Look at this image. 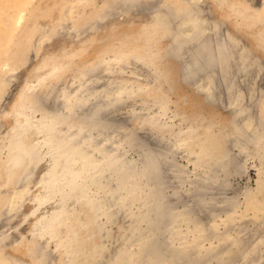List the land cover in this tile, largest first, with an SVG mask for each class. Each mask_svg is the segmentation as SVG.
<instances>
[{
    "label": "bare ground",
    "instance_id": "bare-ground-1",
    "mask_svg": "<svg viewBox=\"0 0 264 264\" xmlns=\"http://www.w3.org/2000/svg\"><path fill=\"white\" fill-rule=\"evenodd\" d=\"M122 1L124 0H120ZM128 1L130 2L127 7H136L137 10L140 0ZM209 1L219 9L225 10V16L232 17L236 27L241 24H256L260 18L264 19V1L256 9L251 5L253 0H163L157 5L158 9L155 8L157 13L151 18V25L162 33L166 32V37H170L167 38L168 49L165 45L147 44L152 33H146L138 41L134 54L121 51L125 43H116L109 52H102L96 59L77 69V74L70 73L62 78H54L51 83H45L43 89L29 85L31 89L36 88L29 99L0 113L1 164L12 154L13 140L17 135L21 136L23 133L32 138L19 152L24 153L25 159L22 158V161L29 159L28 165L34 167L17 173V182L12 183L20 186L14 187L16 189L8 194L5 203L9 210L14 208L17 212L22 210L25 200L30 198L34 203V207L26 214L22 212L19 218L22 222L31 220L27 231L25 230L24 235L21 234L22 237L20 236L18 241L33 249L32 254L26 252L27 246L25 249L26 255L31 258L30 264H41L45 255H54L48 253L41 244L40 240L45 237L51 242L53 250L59 254L58 264H213L208 249L203 247L204 242L200 243L207 240L209 234L219 238L218 243H213L217 245L216 248L213 247L215 252L211 250L216 254L214 258L220 259L222 250L225 249L222 248L224 245L221 246L225 235L220 238L219 229L216 230L207 220L212 217L214 219V213L219 212L218 210L225 213L224 210L232 204L235 207L239 196L236 190L240 189L236 188V192L231 189L227 196L226 191H221V186L233 187L231 177L240 173V168L247 162L246 159L254 153L260 158L261 168L264 169V88H256L254 78L252 79L257 75L261 77L264 65L254 55L253 49L242 50L245 46L239 47L242 42L238 41L236 34L225 30V33H222V18H215L216 10L211 7ZM229 6H232V9ZM165 54L176 58L178 67L187 80L184 82L194 79L198 82V79L202 78L200 84L205 83L202 86L199 84V90H203L208 103H220L230 107L231 122L227 123L226 128L219 130L220 122L215 120L211 124L202 117L198 124L183 123L186 121L183 120V126L171 127V124L164 122L163 117L170 109L166 94L172 90L159 68ZM184 56L188 61L182 60ZM133 61L149 67V80L128 79L123 69L127 63H134ZM11 70V76L9 73L8 75L10 80H13L17 71L15 72L14 67ZM205 77L207 80L203 79ZM5 78L7 77H4V80ZM43 79L45 80L42 81ZM43 79L37 80L36 83L41 85L47 81L46 78ZM25 91L28 90L22 91L19 98L25 95ZM236 91L240 93L232 100L231 94ZM162 95L166 98L161 97ZM248 98L250 104L246 102ZM123 108L128 113H125L127 117L123 114L124 110L123 113L120 111ZM18 114L21 115L20 121L16 118L13 125L5 127L3 118ZM4 128L5 133L1 136ZM182 146L196 166V180L199 181L196 186L193 185L195 188L186 190L183 187V179V183L180 181L181 177L180 180L177 179L179 181L173 179L178 173L176 164L174 168L177 171L174 169V174L170 166H167L173 153L179 151H176V148L180 149ZM233 150L236 152L233 153ZM129 151H137L138 160L128 158L126 155ZM20 154L17 156L19 159ZM40 155L47 156L49 162L46 169L39 173L36 160ZM10 162L0 166V189L4 185L6 173L11 171L9 168L14 167L17 160L14 159L11 165ZM258 185L261 183L258 182L256 188ZM250 192L249 189H244V198L251 195ZM263 200L258 204V199L254 200L256 203L252 206L257 205L256 211L263 208ZM48 204L51 206L46 209ZM237 206L236 204L234 209ZM252 206L248 207L252 210ZM198 207L206 209L202 217L196 215ZM234 209L232 210L236 212ZM120 212L128 226L118 221ZM235 214L240 215L237 212ZM226 215L230 216L227 213ZM236 220L233 219L237 224L239 220ZM219 224L218 222L217 225ZM111 225L116 227L112 228ZM244 225L240 227L246 230L248 226ZM253 226L258 230L264 225L260 222L252 224L249 231ZM238 231L240 233V229ZM3 232L0 237V253L3 252L9 257L5 249L11 235L10 231ZM242 233L239 235L242 236ZM130 235L134 236L135 240L128 239ZM182 235L192 242L191 245H188L189 242L185 244L187 249L193 245L192 249L195 247L200 250H197L198 257L201 255L199 260H192V257L187 256L184 241L183 244L179 243L177 251H173V254L179 252L176 256H171L172 252L169 256L168 253L164 254V245L168 244V239ZM231 237L232 235L230 239ZM231 242V245H238L235 241ZM260 242L253 243V247H259ZM109 243L113 244V249L109 247ZM250 247H242L243 256L237 264H242L252 257L248 258L250 250H253ZM262 247L264 250V246ZM227 251L226 249L225 253ZM109 254L116 258L113 260ZM5 260L7 258L0 264H6ZM259 261L262 263L264 260ZM10 264H22V261L10 257Z\"/></svg>",
    "mask_w": 264,
    "mask_h": 264
},
{
    "label": "rangeland",
    "instance_id": "rangeland-1",
    "mask_svg": "<svg viewBox=\"0 0 264 264\" xmlns=\"http://www.w3.org/2000/svg\"><path fill=\"white\" fill-rule=\"evenodd\" d=\"M127 1L124 0L120 2V0H0V87H2L0 88V91H1L0 92V95H1L0 113L11 109L17 106L18 104H22L24 100L29 99L32 96V93H34L33 90H35L36 88L43 89L47 83L52 82V79L62 78L70 73L77 74L78 73L76 72L77 69L79 68L81 69L83 65L96 59V57H98V55H101L102 52H109L111 49H113L112 45L116 43L118 44H122V42L125 43V46L122 49L120 48L121 51H125V52L127 51L129 53H133L134 50L136 51L135 47H137L138 41L142 39V37H144L146 33L148 35L152 33L149 36L150 40H148L147 44H150L152 46H154L155 44L156 46L165 45V48L168 49L169 42L167 38H170V37H166L167 35L166 32L162 33L161 30H159L158 28H154V25H151V22H152L151 18L155 16V14L157 13L156 9H158L159 4H161L163 0L161 1L159 0H140L138 3L139 5L137 7V10H136V7L134 8L131 7V9L130 7H127L129 6L128 3L130 2V1L128 2ZM170 1H178V0H170ZM184 1L187 2V0H184ZM256 1L257 0H253L251 5L257 9L258 7L262 5L261 3L264 0H260V1L258 0L257 2ZM123 2L125 4H123ZM209 3H211V7H213L216 10L215 18L217 19L222 18L221 19L223 22L222 23V26H223L222 33H225L226 31L229 33L233 32L232 34L234 35L236 34L235 37L238 38L239 42L240 41L242 42V43L240 42L241 44L239 47L243 48L245 46V48H243L242 50H246V48L247 49L249 48L251 51L254 50L253 51L254 55L257 58H259L260 62H262V65H264V19L260 18L256 24H247V25L241 24L240 26L236 27L234 26L235 20L232 17L225 16L226 14L224 12L225 10L223 11L219 9L217 5L214 6L213 2L209 1ZM258 3H260V5ZM256 4L259 6H256ZM229 7L231 8L232 6H229ZM153 10L155 11L152 12ZM119 12L121 13L119 14ZM259 14L261 15L262 11ZM262 15L264 16V13ZM222 16H224L225 18ZM174 32L175 31H173V33ZM131 46H134V48ZM257 50H258V53H257ZM165 55L166 56H164V58L162 57V63L159 65V68H160V71H162L163 76L165 77V80L169 82V85H171L172 90L166 94V97L168 96V105L170 109L168 113L163 117L164 122L166 121L167 123L171 124L170 125L171 127L183 126L181 124L183 120H186V121H183V123L188 122V123L194 124L197 122L196 124H198L202 117L203 119L207 120L211 124H213L215 120L217 122H220V124L218 125L220 127L219 130L226 128L228 124L231 122V119H229L230 107L225 104L222 105L220 103L218 104L208 103L203 90H199L200 85L202 86L205 83V82L204 83L202 82V84H200V81H202V78L198 79V82L195 79L193 81L191 80L189 81V82L194 83L195 85H192V83H189V82H184L187 80H185V78L183 77L180 71V68L178 67L179 64L176 58H174V56H171V55H167V54ZM185 59L188 61L187 57L182 58L183 61H185ZM134 63H127L123 69L125 72V75L128 76V79L131 78L130 80L132 81V79L144 80L148 78L149 80L150 79L149 73H151L149 67L144 63L143 64L142 63L140 64V62H138V64L136 62ZM12 67H14L16 69L15 72L16 71L17 72H16V78L13 80H10L9 77L11 76V72L14 70V69L11 70ZM142 69L143 71H141ZM235 72L233 71V74ZM261 72L263 74L262 75L260 73L261 77H257L259 75L252 77V79L254 78V81H255L254 83L256 85V88L258 89L264 88V69ZM8 73L10 76L8 75ZM63 73L64 74L66 73V74L64 75ZM234 75H236V73ZM4 77H7V78H5L4 80ZM237 77L239 78V76ZM43 78H46L47 81L42 83L41 85L40 83H36L37 80H42ZM203 79L207 80L206 77ZM44 80L45 79H43L42 81ZM9 82L11 83L10 85L6 84ZM29 85L30 86L36 85L37 87L35 89H31L29 88ZM24 90H28V91L27 92L25 91L26 92L25 95L19 98L20 93ZM238 91L233 92L231 94L232 100H234L239 95L240 92L238 93ZM232 96H234V98ZM161 97H163V95ZM166 97L164 96L163 98H166ZM263 101H264V98L262 99V102ZM246 102L250 104V98H248ZM225 106H227L226 107L227 109L225 108ZM124 108L126 109V107ZM124 108L120 109L121 113H123V110H124L123 114L127 113ZM17 116H19V118ZM17 116L7 115L5 118H3L2 121H4L5 127H9L10 125H13L17 119H19L20 121L21 115L18 114ZM125 116L127 117L126 114ZM259 126L260 124L257 127ZM5 130H6L5 128L2 129L3 134L1 132V136L4 135ZM17 133L18 131H16V134ZM22 134L23 133H21V136H19L20 134L17 135L13 140L14 143L12 145V149H13L12 154L5 161V163H9L10 161L12 162L14 159L17 160V162L14 167L11 166L9 168L11 169V171L6 173L7 175L4 178V181H5L4 185L0 189V237L2 236L3 231H4L3 233L10 231V235H11V238L7 242L8 246L5 249L9 257H7L3 252L0 253V263L4 258H7V260L4 261L6 264L8 262L10 264V257L20 259L22 261V264H30L29 262L31 258L28 255H26V252L29 251L30 254L33 253L32 251L33 249H30V247L28 248L26 244H20L21 242H18V241L22 237V235H24L25 230L27 231L31 223V220H26L24 222L20 221L19 218H21V213L23 212L26 214L28 211H30L34 207L33 206L34 203L32 202L30 198L28 200H25L26 203L24 202V205L22 206V210H20V212L19 211L17 212L16 210H14V208H11V210H9L5 205L6 201L8 200L7 198L8 194H10L11 191L16 189L14 188L15 186H20L19 184L18 185L13 184L17 182V179H16L17 173L19 171L23 172L29 169L30 167H34V166L28 165V163H30L29 159L26 162L22 161L23 160L22 158L25 159V156L23 155L24 153L20 154L19 151L21 150V148L25 147L28 140L32 139V138L30 139L29 136H26L24 134H23L24 136H22ZM0 141H2V139ZM160 144L162 146V143ZM183 147L184 146H182V148L180 149L176 148V151L177 150L179 151L173 153L172 158L169 159V161L167 162V166L168 168L170 166V170L172 173L173 172L175 173L174 167L177 166L176 169L178 168V171L176 169L175 170L178 173H180V175L176 173L175 174L176 176H173L171 173V176H173V179L176 178V180L174 179V181H179L180 180L179 177H181L180 181L181 183H183L182 182V179H183L184 181L183 187H184V190H186L187 188H195V186L198 184L196 182H199V181L196 180L197 179L196 166L194 163H192V160L191 158H189L190 156L188 155V153H186L187 151L185 150V147L184 148ZM233 151H232L233 153L236 152V150H233ZM19 154H20L21 160L17 157ZM3 155L4 154H2V156ZM126 156L130 159L138 160L139 153L137 151H129L128 155ZM251 157L247 158L248 160L246 159L247 162L245 161L246 162L245 165L242 168H240V173L235 174L231 177L230 182L232 183L233 187L230 184H229L230 186L228 185L221 186V191H224V192L226 191L227 196L229 193L228 191H230L231 189L234 190V192L238 191L237 193L239 194L238 198L240 201L237 198L236 203H235V207H236V204L239 206V207L237 206L238 210L237 208L234 209L235 207L232 204L231 207H228L226 209L228 210L227 212L226 210H224L225 213H223V211L221 212L220 210H218L219 212L214 213V219H212L213 218L212 217L211 219H208L210 221L207 220V223H210V222L214 223V224L210 223V225L214 226L216 230L219 229L218 232L219 234L221 233L220 238H223V236L225 235V238L222 241L223 244H221V246L223 245L225 246V247L224 246L222 247L225 249L222 250L223 254L220 257V259L219 257H217L216 259L214 258L216 257V254L214 255V252L217 246V245L215 246L214 244L219 242L218 240L219 238L217 236H216L217 237L216 239V237H214V234L213 235L209 234L207 240L204 239L205 241L203 240L202 242L200 241V243L204 242L203 247L206 246L205 248L208 249L207 251H209L208 253L210 254L208 255L212 259L213 264H237L238 261L241 260L240 257L243 256V250H242L243 246L244 247L246 246L247 248L251 246L253 249L252 250L253 252L250 250L251 253L249 252L250 255L248 254L249 255L248 258L251 256L253 257V255L254 257L249 258V260H246V262L242 261L244 262L242 264H253V263H258V262H260L258 264H264L263 263L264 261H262V263L261 261H259V259L264 260V250L262 247L264 246L263 244L264 241H262L264 240V233H263L264 226H262L258 230L255 228V226H253L254 228H252V230L249 231L251 229L250 226H252V224L255 225L256 223L258 224L260 222L261 224L264 225V211H263L264 206L263 208L258 209V211H256L257 209H255L257 208L256 207L257 205L255 207L252 206V204L255 205L257 199H258L257 204L261 203L260 201L264 199L263 197L264 196V176H263L264 169L261 168L260 161H259L260 158L258 159L255 153L251 155ZM11 162H10V165H11ZM48 162L49 161H48L47 156L40 155L39 157H37V160H36V168H38L37 171H39V173L43 172L46 169ZM5 163H2V164L0 163V166L1 167L4 166ZM262 169H263V173H262ZM192 173H194V175ZM188 174H189V177H188ZM7 182L9 185L7 184ZM258 182H260L261 185L260 186L258 185L259 187L256 188L257 187L256 185ZM200 185L202 186V184H199V186ZM228 187L230 188L228 189ZM236 188H240V189L236 190ZM244 189H249V192L251 190L250 192L251 195L249 194L248 197L244 198L245 196L244 195L245 192L243 193ZM171 193H174V191L173 192L171 191ZM249 197L251 198L249 199ZM259 198L261 199L259 200ZM255 199L256 201L254 203ZM248 200H251V201H248ZM46 206L47 207L45 208L49 209L51 205L48 204ZM248 206L250 207L252 206V210ZM198 209L200 208L198 207ZM198 209L196 210L197 211L196 215H198V217L199 215L200 217H202V213L205 214L206 209L204 210L203 208H201L202 210L201 209L198 210ZM232 209L236 210V212L239 213L240 215H236L235 214L236 212L233 211ZM253 210H255V212ZM230 211H232V213H228ZM121 212L118 215V218L117 217L116 218L121 224L128 226L129 224L127 222L124 223L125 220L123 219L124 217H123V214L121 215ZM256 212L258 213L256 214ZM226 213L229 214L230 216L232 215V218L234 219V221L236 220V218H238L236 220V221L239 220L237 224L236 222L233 221L232 218H230V216L226 215ZM216 215H218L219 217ZM255 215L257 216V218ZM227 217H229L230 220L233 221L234 223L231 222L229 218ZM261 218L262 220L260 221ZM250 221L251 222L254 221L256 223L254 222L251 223ZM215 222H216V225H215ZM218 222L220 223L219 225H217ZM224 222H226L225 225H224ZM233 224H235L236 226ZM244 224L248 226L246 227V230H248L249 232L247 231L244 233V231H246L245 228L243 229V227H240L241 225H244ZM184 225L182 226L184 227ZM225 226L228 229L225 228ZM110 227L114 228L116 227V225L115 226L111 225ZM238 227L240 229V233H238L239 232ZM224 229L226 230L224 231ZM255 229L260 233V235H258L259 233H257ZM261 229H262V232H260ZM11 231L13 233H11ZM18 231L20 232V234H18ZM235 233L237 234L235 235ZM241 233H242V236L239 235ZM261 234L263 236H261ZM131 235L130 237H128V239L135 240V237L132 236L134 237L132 238ZM230 235H232V237L234 236L233 239L232 237L230 239ZM211 236L214 238H212ZM235 237L236 239L237 238L238 239L236 240ZM253 237H255L254 238L255 241L253 240ZM173 238L174 237H171L170 239H168V244L164 245L166 247V248L164 247V254L167 255L168 253L167 256H169L171 252H172L171 256L172 255L176 256L179 252L177 253L175 252L173 254V251H177V246H179L181 243L183 244V241H184V246L185 244L187 245L189 242V239L185 235H182V237H179V238H176V237L174 239ZM183 238H186V239L184 240ZM178 239L180 241H178ZM201 239L202 238H200V240ZM231 241H233V243L234 241L237 242L238 245L236 244L235 246L231 245L232 243ZM249 241H250V245H249ZM259 241H261L262 243L260 242L258 244L259 247H257L258 246L257 245L256 246L257 248H254L255 246L253 247V243H256ZM16 242L19 244H17ZM40 242L42 245H44L45 250L48 253L54 254V255H49V256L45 255V258L48 257V259L44 258L41 264H58L60 261L59 254L53 250V246L51 242L46 237L42 238ZM190 243L192 242L190 241L188 245H191ZM210 243L211 245H209ZM169 244L172 247V249H170ZM172 244H174L175 246H173ZM247 244L249 245V247ZM260 245H262L261 249H259ZM26 246H27V249H26ZM192 246H188V249L186 248V246L184 247L188 251L187 256L192 257V260L194 259L199 260V257L201 256L200 255L198 257L199 254L197 253L198 252L197 250L199 249L198 248L195 249V247H193L192 249ZM214 246L215 248L213 249ZM226 246L228 247L226 248ZM109 247L110 248L112 247L111 249H113V244L109 243ZM25 249H26V252H25ZM211 249H213L214 252ZM226 249L228 251L225 253ZM199 253L201 254V252ZM57 255H58V258H57ZM109 255H111V258H113V260L116 258V256L112 254H109ZM256 260H258V262ZM37 264H40V263H37ZM197 264H199V262Z\"/></svg>",
    "mask_w": 264,
    "mask_h": 264
}]
</instances>
